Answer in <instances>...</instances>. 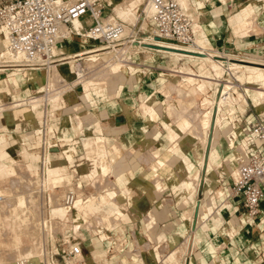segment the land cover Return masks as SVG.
<instances>
[{"label": "crops", "instance_id": "0c3cea01", "mask_svg": "<svg viewBox=\"0 0 264 264\" xmlns=\"http://www.w3.org/2000/svg\"><path fill=\"white\" fill-rule=\"evenodd\" d=\"M259 11L263 18L262 35L251 32L236 36L240 39L247 37L249 44L254 47L263 45L264 49V10L261 6ZM258 18H253L245 7H241L232 16L236 23L233 25V32H247L253 28V22ZM200 21L201 16L198 14L196 26H192L194 36H200L203 41L209 37L211 46L216 49H225L230 39L235 37L228 34L226 27L218 19L215 30L211 33L209 28L212 24L205 25ZM204 30L209 34L204 33ZM260 37L263 40L257 42L256 39ZM178 56L177 59L193 57ZM136 58L138 57L125 64L129 73L135 72L134 77L115 76L110 83L107 79L111 77L76 83L75 85L81 86V92L73 90L74 94L64 98L57 130L61 151L53 153V166L58 174L68 177L70 181L73 173L82 172L78 178H83L86 183L82 190L83 196L76 202L75 209L68 210L62 205L59 208L62 216H57L62 220L65 212H69L64 221H69L72 226L79 225L76 232L82 237L79 242L85 251L83 256L87 264H264V252L261 254L254 249L252 253L244 255L234 249L241 220L240 211L234 203L239 200L215 189L220 183L216 168L225 163L237 164L241 158L239 144L234 145L232 140L227 146L219 141L215 142L213 153L211 148L206 159L209 165L211 156V162L216 166L209 169L214 171L213 174H209L207 167L200 163L203 153L201 146L198 152L199 162L196 163L194 159L197 150L191 140L194 137L189 134L191 121L188 115L180 112L182 104L186 106L189 103L187 94L189 95L190 88L187 87L202 84V81L191 84L187 79L178 78V71L187 66L192 69L190 65H185L184 68L183 65L176 64V61L166 65L164 60L157 63L160 58L156 55L150 58L156 60L153 64L146 63V59L137 62ZM131 64L140 68L134 71ZM178 66L182 68L179 69ZM166 69L172 71L168 81L161 78ZM192 70L206 76L202 65ZM249 80L250 83L246 84L249 87L246 101L253 105L261 104L264 109V103L256 99L257 89L264 88L261 85L264 84L263 79L249 76ZM170 86L172 89L175 86L174 89L181 87L183 91H187L180 94L181 97L185 94L186 103L176 106L171 102L170 93L175 90H171ZM204 86L205 84L199 89L203 91V98L207 97L208 91L203 90ZM12 91L9 88V92ZM60 98L62 99V95ZM171 104L180 111H177L178 115L176 110H171ZM33 106L32 102L15 111H7L5 115L10 122L6 121L5 128L2 127L5 126L4 122L0 120L1 132L12 133L19 128L15 114L20 116L29 113L28 118L24 116L23 119L31 127L30 112L33 111ZM221 115L224 116V113ZM263 117L264 111L258 115L250 113L245 122L249 124L251 120ZM227 130L228 128L223 127L221 133H227ZM232 135L231 132L230 136ZM24 136V133L20 134V137ZM212 145L213 142L211 147ZM7 146L10 147L7 140L0 142V159L5 155L11 159ZM21 153L22 159L26 160L29 153L26 145L22 146ZM56 153L58 154L55 155ZM232 165L231 172L234 171ZM6 167L8 170L10 166ZM69 167L72 168V175L68 174ZM195 174L198 184L187 185ZM212 182H216L214 186ZM80 183L79 180L73 186L81 188ZM7 188L0 189L1 197L9 194ZM89 198L93 201L88 205ZM56 211L54 208V212ZM262 211L264 214V201L260 204L259 222L251 225L256 231L252 237H257L260 243L264 242V216H260ZM198 231L199 237L195 239V232ZM185 235L192 237L191 243L179 255L177 263L175 248L181 239L186 238ZM225 236L228 238L225 239ZM221 240L229 243L226 256L219 251ZM115 246H118L116 250ZM201 252L205 257H198ZM209 252L212 255L206 256ZM236 256H242L243 259L239 260Z\"/></svg>", "mask_w": 264, "mask_h": 264}, {"label": "rangeland", "instance_id": "374dc122", "mask_svg": "<svg viewBox=\"0 0 264 264\" xmlns=\"http://www.w3.org/2000/svg\"><path fill=\"white\" fill-rule=\"evenodd\" d=\"M112 1L115 2L117 0H112ZM191 1L193 3V6H194V13H197L201 16V21H200L201 24H205V25L212 24V27L209 28L210 33L213 30H215L216 19H218L220 21V23L226 27L228 34L235 36V37H232L230 39V42L227 43L228 46L223 50H222V48L216 49V48H214V46H211V43L209 42L210 41L209 37H207L206 40L204 41L205 44H201V47L209 49V50H210V48L211 49L213 48L219 52L229 53V55H230L229 59L225 58L224 56H221V55H216L215 58L216 59L219 58V60H224L225 66H227L228 62H233V63L238 62L237 65L236 64L229 65L231 67L229 70H224L222 72L221 71L219 72L218 70H215L212 67L211 59L206 58L204 55H202L203 53L202 54L200 53V50H198V49L194 50L193 47H191V49L189 48L190 52H188V53L184 50L182 51V50H173V49L170 50V49H168V50H170L169 54H159V55L156 54V56H158L160 58L157 60V63H159L160 60H164V62L167 65V63H170L171 61H176V64H178V65H180V64L181 65H190V66H192L193 69H195L196 66H198V65H202V67H204V69H205L204 74H206L207 77L212 79L213 82L206 84V82L202 81V84L203 85L205 84L203 90H208L206 93L207 97L203 98V96H204L202 94L203 91L199 92V93H198V91L194 92V93L189 92L190 95L189 96L187 95V97L191 101L188 100L189 103L186 106V108H187L186 110H188V109L190 110V108L193 107L194 109L193 108L192 109L194 111L195 108H196V110L198 108V111H197L198 114L195 112L196 110L194 112L191 111L192 114L187 112L188 113L187 115L191 114L190 115L191 120H190L189 116H188V118L191 121V124L197 125V123L199 121L198 124H199L200 128L198 127V125L196 127H198L201 130L202 134L199 132V135L200 134L202 135V136L200 135L202 138L201 141L203 140L204 142H206V145L210 144V146H211V143L213 142L212 153H213V149H214L213 147L215 146L216 141L217 142L219 141V142L223 143L224 146H227L229 144L228 142H231V140H232L233 141L232 143L234 145L239 144V154L243 160L245 158V154H246V150L244 149V146L247 143L248 132H249L248 127L250 126L251 122H253V120H251L249 124H246L245 119L250 113H252V114L255 113L256 115H258L264 111V109L260 106L261 104L253 105V104H250L248 101H246V93H249V90H247V89H249V87L246 85V84L250 83L249 82L250 81L249 76L251 78H254V79H260L261 78L264 81V53H263L264 49H263V45H259V44L257 45L256 44L257 46L254 47L252 44H249L247 41L248 40L247 37L240 39L236 35L237 34L247 35L248 33L252 32V33H256V34L261 36L263 33V26L261 25V23L263 21L262 14H261V17H259L255 22H253V28L248 29V31L244 32V33H242V32L234 33L233 32V25H236V23L232 19V16L241 10L242 4H248V0H232V1H230V0H210V1L191 0ZM228 1H230V2H228ZM227 3L230 4V6H228ZM142 7H143V4H140L138 6H135L133 9L135 15L139 18L141 16L142 17L146 16V13L143 11ZM255 7H256L255 10L259 11L258 8L260 7V4L259 3L256 4V2H255ZM107 11L110 12V8H108ZM112 15H114L113 9H112V13H110L108 15V17L112 16ZM222 16H223V18H222ZM87 22L88 21H86V23ZM125 22H126V26L128 27V29H130V24H132V23L129 21H125ZM137 22L144 30L148 29V27L141 25V23H140L141 20H139ZM135 23H133V24H135ZM204 33H206L207 35L209 34L205 30H204ZM141 38H142V41H139L137 43V46L135 47L137 49H139V48L141 49V50L139 49L141 53L139 54V56H137L138 58H136L137 62L145 61L144 58L147 56L146 55L147 53L144 50L146 49L148 44L151 43L149 41V39L147 42L145 34ZM154 40H158V39H154ZM239 40H241V42ZM256 40H257V42L262 41L263 37H260L259 39H256ZM145 43H147V44H145ZM153 43L154 42H152V44ZM86 45L87 46H93L90 44V42L88 40L84 39L83 37L74 35L70 39L65 38V39L61 40V42L58 43L56 48L57 49L63 48L62 52L67 53V52L73 51L75 49L82 48ZM154 45H156V44L154 43ZM138 46H140V47H138ZM157 46L158 45H156V47ZM1 48H2V45L0 43V52L4 51V49L2 50ZM158 48L164 49V47H159V46H158ZM105 50H108V49L105 48L102 51H105ZM173 51L180 52L183 54L185 53V54L193 55V57L192 58L183 57L181 59H177L179 56L178 55L176 56L175 54H173L174 53ZM172 54H173L172 57L168 56V55H172ZM232 55H234V56H232ZM84 56L85 57H83V59H81L80 61H82V63H84L83 66H85V65L87 66V67L85 66L87 71L90 70V72L88 71L89 73H87V74L91 75V73H93L92 74L93 76H94V74L97 75V76L95 75V77L92 79L105 78L103 76L105 74H101V76H103L102 78H100L101 76L98 75L100 70L103 69L104 57H102V55L91 56V57L89 55H84ZM197 56H199V58ZM249 56L250 57L253 56V57L262 59V62L257 61V62H259L258 64L248 63V62H250V59H248ZM151 57L152 56H150L146 59L147 60L146 63H148V64L155 63L154 61H156V60L150 59ZM234 57H236L237 59ZM131 58H133V57H131ZM85 59H86V61H84ZM240 59H243V61H239ZM1 60H2V63H4V64L7 63V61H8L7 58H5V57H2ZM90 60H92L93 63L95 61L96 62L93 64V63H91L92 61H90ZM88 62H89V64H88ZM90 63L93 64V66L91 65L92 67H94V65H96L95 68H92L90 66L91 69H93V70L89 69L90 67L88 65H90ZM247 64L249 66H257V67H259V68L261 67V68L258 70L259 72L251 74L250 71L245 67V66H247ZM4 66H0V69H1L0 70V102H9L13 99H19V98H20L19 100L24 99L27 101V100H30L31 98H34V97L37 98L38 96H40L46 92L45 88H44L45 87L44 81L36 80L35 78L30 77L29 76V70L22 71L24 77L22 76L21 79L18 81V88H17V86H15V84L12 83V81H11V77H13L15 72H16L14 70V68H16L17 66H11V67H4ZM46 66H40V67L42 68V67H46ZM64 66H68V64H65ZM117 66H120L122 68L126 78L134 77L136 75V74H134L135 72L129 73L126 69V66L122 65L121 63L118 64ZM131 66L134 68V71H136V68L137 69L140 68V67H136V65H132V64H131ZM40 67H38V68H40ZM171 67H172V65H171ZM97 68L99 69L98 71H97ZM36 71L39 72L40 69H36ZM140 71H142V69ZM193 71L198 73V71H196V70H193ZM214 71H216V72H214ZM225 72H227L231 77H224ZM171 73H172V71L170 69H166V70H164V74L161 75V78H164V79H166V81H168V79L171 77ZM92 75H91V77H92ZM59 78H60V82H59V79H55L54 83H56V84H54L53 86H54V89L56 91H57V87H58V90H60L63 87L64 88L67 87L62 92V99L58 96V97H55L53 99V102L50 103L47 101L48 97L44 98L43 100H42L41 96H40V98H37V100H39V99L40 100L38 102H33L34 103L33 111L30 112L31 113V121H32L31 127H29L27 125V120L23 119L24 116H26V118H28L29 113H26L25 115L21 114L20 116L19 115L17 116L15 113L12 112L16 116L15 121L16 122L18 121L20 124L19 128L16 129V131L12 132V133L1 132L2 130H0V142H2L4 140H7L8 142H10V147H8L9 146L8 145L6 147V149L10 153V156H11V159H8L7 155H5L6 157H3L2 159H0V189H4L6 187L12 186V185L10 186L9 181L11 182L10 179L13 180L16 178L17 173L15 170H17V169L18 170L32 171L35 178H36V176H37V178L39 177V174L41 173V167H42L41 161L39 160V155H41L40 145H41L42 141H41V136L39 135V133H37L38 131H36V129H39L43 125V119H44V115H45V111H46L45 108H47V112L49 114H51V117H50L51 119H50V122L48 121L49 123H48L47 129L49 132H50V130L56 131V130H58V127H59V118L61 115V110L63 108L64 98L69 94L70 95L74 94V92H72L73 90H76V91L79 90L80 92L82 90L80 85H78L79 88L77 85H74V86L69 85L71 82H74L73 81V80H75L74 76H65L64 74H62V77H59ZM112 78L113 77H111V79H107V82L110 83ZM22 79H24V80H22ZM92 79L90 78V80H92ZM214 79H215V81H214ZM21 80H22V82H21ZM56 80L58 82H56ZM63 81H64V83H63ZM192 81L194 82V80H189L188 82H192ZM65 82L67 85L65 84ZM215 82H217V83H215ZM61 84H65V85L61 86ZM231 84L233 85V87L230 88ZM261 85L263 86L264 84L261 83ZM7 87H9L11 89V91L13 90L11 92L12 96L14 95L13 97H11V96L4 97L5 95H4V92L2 90H4ZM14 87L17 89L14 90L15 89ZM48 87L50 89L52 88V86L51 87L48 86ZM108 87L111 88L110 86H108ZM224 90L228 91V94L230 95V97H233V98L237 97V98H235V102L233 104H231L229 102H224L221 105V108L219 110L220 121H217L215 123L214 118H215V115L217 114V111H218L217 102H218V99L220 98L219 94L221 91H224ZM22 92H24V93L22 94ZM257 92L258 93H257L256 99L261 101L262 103H264V88L260 87L259 89H257ZM183 97L178 95L177 92H172L170 100H171V102L174 103V105L178 106L181 103H186L185 94H183ZM192 97H194L195 99ZM56 101H57V103H56ZM195 102L198 106L195 104ZM211 103H213L212 104L213 106L209 105ZM192 104L196 105L197 107L193 106ZM21 107H22V105L21 106L18 105L17 108H21ZM249 107H251V108H249ZM193 113H194V115H193ZM223 113H224V116L221 115ZM5 114H7V111L4 114H1V119L4 122V124L6 123V121L8 123L10 122L7 119L8 116ZM195 115H196V118L198 119V120H196L197 122L194 121ZM208 118L210 120H208ZM18 119H22V120H18ZM262 119L264 120V117ZM209 122H210V124H209ZM246 125H248V126L246 127ZM6 127L7 126L5 124V128ZM223 127L228 128L227 133H221ZM13 128H14V126L12 127V129ZM209 129H210V131L208 132L207 130H209ZM235 130L236 131L238 130V131L235 132ZM229 132L230 133L232 132L233 135L230 136ZM23 133L25 134V136L20 137V134H23ZM55 135L58 137L57 132L55 133ZM191 140H192L193 145L196 146L197 151H196V155L194 156V159H196V163H198L199 162L198 152H199V148H200V146H198V143H199L198 141H200V140H196L194 138H192ZM23 145H26V148L29 151L26 160L22 159V153L21 152H22V146ZM59 151H61V150L59 149L58 152ZM57 154L58 153H56L55 155H57ZM52 155H53V153L51 154L50 160H49L50 164H49V174H48L50 177V181H49L48 186L51 189L49 188L47 191H42L41 192L42 197H39V200L41 201L40 209L42 211L41 214H42L43 218H49L48 213H49L50 206L48 205L49 203H46V201H45L46 193H48V192H50V194L52 193L51 195L54 196L53 198L57 197L59 202L61 203V199H62L66 189L69 187H74L73 185H75V183L79 180L81 181L80 185H82V186H81V188L76 189V192H78L79 198L82 197L83 196L82 190H84L85 183H86L85 180L84 181L82 180L83 178H78L82 172L79 173L76 171V173H73V175L71 174L72 173L71 167H69V172H68L69 175L70 174L72 175L71 181L69 180L68 177H65L64 175L58 174L57 171H55V167L53 166ZM194 161L195 160H193V162ZM209 161H210V164L209 165L206 164V165H204V167L206 166L207 170L213 169L212 167L216 168L215 164H213L211 162V156L209 158ZM6 165H9L13 169V172H9L7 170ZM231 165L232 164L228 165V163H225V164H221L220 167L216 168V172L218 174L216 176H218L220 183L217 185V187L215 189L216 190H222L225 194H227L228 186L232 182L233 177L235 176V170L231 172V169H230ZM236 165L237 164H234V165H232V167L236 168ZM15 167H17V168L14 169ZM194 170H195V167L193 166L192 171H194ZM209 171H210L209 174L214 173L213 170H209ZM75 178H78V179H75ZM60 181L62 184L60 183ZM12 182H11V184H12ZM215 183L216 182H212V186H214ZM64 184H66V185H64ZM186 184L189 185V183H186ZM23 185H24L23 187H22V184H20V186H17L15 189V193L16 192L18 193L19 189L21 192L22 188H23L22 190H24V191L28 188V186L26 188L25 184H23ZM57 185H59V186H57ZM221 185H222V187H220ZM12 188H11V193L14 190ZM1 193L2 192L0 191V194ZM58 200H57V202H58ZM89 201H90L89 203L87 202L88 205L91 204V202L93 200H91L89 198ZM59 202H58L57 206L60 205ZM3 203L1 204V207L3 210L2 212H4L3 205L5 204V203L4 204ZM234 206H236L237 209L240 211L239 215L241 217L240 218L241 219L240 225H239L240 229L237 232L238 238L234 241L236 243V245L234 246V249L239 251V253L244 254V255H246L247 252L252 253V251L254 249H257L262 254L264 252V249H263L264 248V242L262 241L260 243V240L256 239L257 237H252L253 233H255L256 231H255V229L251 228V225H253L256 222H259L260 217H258L257 219H248L247 220L246 216L244 215V212L242 210L241 204L239 202H237V203H234ZM4 213H5V215L2 213L3 225L0 227V239L5 235H12L13 238L14 237L20 238V240H21L20 245L21 246H24L25 244L29 245L30 243H32V237L29 238L28 237L29 235H27L26 233L24 234V229H22L23 227L19 228V227H21L22 224L20 225L19 223H16L11 218L9 219V217L6 216L7 213L6 212H4ZM65 213L67 214L69 212H65ZM53 214H55V212ZM66 214L64 215L65 216L64 219H66V217L68 216ZM262 215L264 216L263 211L261 212L260 216H262ZM64 219L60 220V219L56 218L57 223L59 221H61V223L59 222L58 224L56 222L55 223L53 222L54 226H53V230H52V236H54L56 233H57L56 237L57 236L59 237V234L71 233L70 222L64 221ZM64 223H66V224H64ZM16 224H18L19 227L18 226L17 227L19 229H16L17 228V227H15ZM60 224H62V225L60 226ZM59 226L62 229L59 228ZM36 231H37V233L36 232L34 233V236L35 235L37 236V237H35V239L39 240V242H40V239L42 238V229L41 230L37 229ZM195 233H196L195 239H197L199 237V235H198L199 231L195 232ZM215 234H216V232L214 234H212L211 236H213ZM76 235H78V237H77L78 240L82 239V237L77 232H76ZM191 238L192 237L190 235L187 236V239L184 237L183 239L180 240L179 244L175 248L176 249L175 253H176V258H177L176 262L177 263H178L179 255L184 253L185 249L190 246ZM227 238H228V236H225V239H227ZM195 239H193V242L195 241ZM262 240H263V238H262ZM258 243H259V246H256V244H258ZM221 244L223 247L222 246L220 247ZM228 244H229L228 242H225L222 240L220 241V244H219V248H220L219 251H222V253L225 256L228 255V252H227ZM81 248H82V246H81ZM117 248H118V246H115L114 250H116ZM178 249H180L181 251ZM113 252H111V253H113ZM82 253L84 255V253H85L84 249H82ZM202 254H203V252L198 253V257H200V258L202 256L205 257V255H202ZM210 255H212V253H210V252L206 254V256H210ZM236 257L239 260L243 259L242 256H236ZM37 258H39V257L32 258V260L28 261V263L29 264H37L38 263ZM6 260H8V261H6ZM6 260H5L6 264H15L16 263L15 258H12L11 260L9 258Z\"/></svg>", "mask_w": 264, "mask_h": 264}, {"label": "built area", "instance_id": "2783aa9c", "mask_svg": "<svg viewBox=\"0 0 264 264\" xmlns=\"http://www.w3.org/2000/svg\"><path fill=\"white\" fill-rule=\"evenodd\" d=\"M256 1L264 10V0ZM149 2L151 12L141 17L148 24V29L144 30L136 22L130 24V31L125 33L124 20L106 19L112 13V0H0V34L6 40L5 47L12 54L20 56L21 63L26 67L33 68L51 63L55 59L58 43L74 35L129 60L141 53L133 48L135 41L139 42L144 34L151 42L145 49L147 56L144 59L168 53L152 44L156 38L179 47L195 45L191 17L177 0ZM108 8L110 12L107 11ZM74 20L80 22L78 28L75 27ZM224 77L231 76L225 72ZM45 109L43 125L39 128L43 137L51 119V114ZM248 131L244 146L245 158L237 163L235 176L226 194L239 200L247 220L259 216L260 204L264 201V120L253 121ZM56 132L57 130H50V142L43 138L40 145L42 157L46 152L55 153L60 149L61 140L55 135ZM76 198V188L69 187L61 203L68 210H73ZM78 227L79 225H71V233L56 237L57 233L52 236V232L43 223L42 252L37 264H87L76 235Z\"/></svg>", "mask_w": 264, "mask_h": 264}, {"label": "bare ground", "instance_id": "6f19581e", "mask_svg": "<svg viewBox=\"0 0 264 264\" xmlns=\"http://www.w3.org/2000/svg\"><path fill=\"white\" fill-rule=\"evenodd\" d=\"M177 2L190 15L191 20H192V26L193 25L196 26V21H198V14L194 13V6H193L192 1L191 0H177ZM255 2L257 4V1H255V0H248V4L241 5V7H245L246 10H247V13H249V15H251L253 18L261 17V11H256L255 10V8H256L255 7ZM112 3H113L112 4V6H113L112 9L114 11V15L109 16L106 19L120 18L122 20L129 21L132 24L137 22V21H139V20H141V22H140L141 25L148 27V24L146 23V21L142 20V18H141L142 16L140 18L137 17L135 15L133 9H134L135 6L143 4V7H142L143 11L146 14H149L151 12V6H150L149 0H117L115 2L112 1ZM73 23H74L76 28H78L79 25H80V22L78 20H74ZM127 30L130 31V29H128V27L125 26V33H128ZM64 34H66V32H64ZM140 39H141L140 41H142V38H140ZM148 39L149 38L146 36L147 42H148ZM153 42L156 45H158L159 47H164V49H160L157 46V48L159 50L164 51V52H168V53H170L171 49H173V50H182V51L184 50L187 53L190 52L189 48L191 49V47H179V46H177V45H175L173 43H165V42H162L160 40H154L153 39ZM0 43L2 45L1 49L2 50L4 49V51L0 52V66H4V65L5 66H17L16 68H14V70L16 71L14 76L11 77L12 83H14L15 86H17V88H18V81L21 79L22 76L24 77L22 71H24V69L25 70H29V76L30 77H33L36 80L44 81V85H45L44 88L46 89V92L43 93L40 96H41L42 100L44 98L48 97L47 101L50 102V103L53 102V99L55 97H58V96L61 97L62 92L65 90V88H67V87H65V88L63 87L64 89L61 88L60 90H58V87H57V91L54 89L53 85L56 84V83H54L55 79H59V82H60V78L59 77H62V74H64L65 76H74V78H75V80H73L74 82H71L70 84L68 83L69 85H72V86H74L76 83H85V82L89 81L90 78L92 79V78L95 77L96 74H94V76H93L92 75L93 73H91L92 77H91V75L87 74V73L90 72V70H88L89 71L88 72L87 69H86L87 66L86 65H85L86 67L83 66L84 63H82V61H80L81 59H83V57H85L84 55H89L90 57L91 56L102 55V57H104L103 69H101L102 71L100 70L99 74L98 73L97 74L100 75V76H101V74H105V75H103L105 78L115 77V76L124 77V72H123L122 68L120 66H117V65L120 64V63L122 65H125L126 63L130 62L129 58H127V57L125 59H122L123 55H121V54H120L121 56L119 57V56H117L116 54H114L113 52H111L109 50L102 51L103 49H105V47H99L98 45H93V46H87L86 45V46H84L82 48L75 49V50L67 52V53H63L62 52L63 48H59V49L55 48V59L51 63H49L46 67H42V68L41 67L40 68L26 67L25 64L21 63L22 60H21L20 56L12 54L5 47L6 40L4 39V37L1 34H0ZM137 43L138 42L135 41V44H134L135 47L137 46ZM194 43H195V45L193 46L194 50L195 49L200 50V53L201 54L203 53L202 55H204L208 59H211L212 67L215 70H218L219 72L220 71L222 72L224 70H229L231 68L229 65H234V64L237 65V63H238V62H236V63L235 62L234 63L233 62H228L227 66H225L224 65L225 61L224 60H219V58L216 59L215 57H216V55H221V56H224L225 58L229 59V56H230L229 53L219 52V51H217L216 49H213V48L212 49L210 48V50H209V49L201 47V44H205V43H204L203 39L200 36H198V35L194 36ZM145 44H147V43H145ZM135 47L133 49L136 50L137 48H135ZM138 47H140V46H138ZM139 49H137V50H139ZM168 49H170V50H168ZM140 50H139V52H140ZM173 52L178 54V55H181V56H188L189 55V54H185V53L183 54V53L176 52V51H173ZM171 56H173V54ZM199 56H198V58H199ZM232 56H234V55H232ZM2 57L7 58V60H8L7 63H5V64L2 63V60H1ZM234 58H236V57H234ZM248 59H250V62H248V63H251V64H258L259 62H257V61H261L262 62V59H259V58L253 57V56H251V57L249 56ZM84 61H86V59ZM90 61H92V60H90ZM239 61H243V59H240ZM91 63H93V61ZM91 63H90V65H88L89 64V62H88L87 65L89 67L91 65L93 66L94 63L93 64H91ZM65 64H68V66H64ZM95 66L96 65H94V67H92V68H95ZM184 66L185 65H183V67ZM91 67L89 69H91ZM245 67L250 71L251 74L259 72L258 70L261 68V67L259 68L257 66H249L248 64ZM178 68H179V66H178ZM180 68H182V67H180ZM36 69H40V71L37 72ZM185 69H188V70H185ZM185 69H183V70L181 69L180 71H178L179 72V74L177 75L178 78L187 79V80H194L195 83L196 82L198 83L199 81H204V82H206V84L213 82L212 79H210L209 77L204 76V75H200L197 72L193 71L192 70L193 68L190 69V67L188 68V66H187V68H185ZM91 70H93V69H91ZM98 70L99 69L97 68V71ZM214 72H216V71H214ZM103 76H101L100 78H102ZM22 80H24V79H22ZM22 80H21V82H22ZM64 81H63V83H64ZM214 81H215V79H214ZM56 82H58V81L56 80ZM194 82H193V84H194ZM176 83H173V84L176 85ZM215 83H217V82H215ZM65 84H66V82H65ZM65 84H61V86L65 85ZM48 86H50V87L52 86V88L50 89ZM174 87H173V89H174ZM201 87H203V84L192 85V87L190 86V87H187V88H190L189 89L190 91H188V92L194 93V92L198 91V93H199V91H200L199 89ZM17 88H15L14 90H16ZM176 88L174 89L175 91H172V92H177V91L179 92V89L182 90L181 87L180 88L178 87L179 89L178 88L176 89ZM183 88H184V86H183ZM170 89L173 90L171 88V86H170ZM170 89H169V91H170ZM181 90H180L179 93L177 92V94L180 95L181 92H187V91H183L184 89L182 91ZM186 90H188V89H186ZM2 91L4 92V95H5L4 97H7V96L13 97L14 96V95L12 96V94L9 92V88L8 87L5 88ZM23 93L24 92H22V94ZM170 94H172V93H170ZM183 94H182V96H183ZM219 95H220V98L218 99V102H217L218 111H217V114L215 115V118H214V122L215 123L220 120L219 110L221 108V105L224 102H229V103L233 104L235 102V98H237V97H235V98L230 97V95L228 94V91H225V90L221 91ZM40 96H38L37 98H40ZM194 97H192V98H194ZM37 98L36 97L31 98L30 100H27L28 102L26 100H24V99L19 100L20 98L19 99H13V100H11L9 102H0V120H1V114H4L5 111H10V110H13V109L15 111L16 108L18 107V105H20V106L21 105H25V104L30 105V103L37 102V101L40 100V99L37 100ZM195 104H196V102H195ZM212 104L213 103H211L209 105H212ZM196 105H193V106L197 107L198 105L197 106ZM172 106L173 105L171 104V110L174 109V107H172ZM182 106H183V108L185 110L187 109L186 108L187 105L184 106L182 104ZM183 108L181 110L182 112H180L179 110H176V109H174L173 112L176 110V112L179 111L181 114L185 113L184 115H187L188 113H191V111H193V109H194L192 107L193 109L190 108V110L188 109L186 112H183V110H184ZM195 110H196V108H195ZM197 111H198V108L195 111L198 114ZM173 112H172V114H173ZM176 114L178 115V112ZM191 114L188 115L190 120H191V117H190ZM173 115H175V114H173ZM193 115H194V113H193ZM194 119H195L194 121L197 122L196 120H198V119L196 118V115L194 116ZM174 120H175V117H174ZM208 120H210V119L208 118ZM198 123H199V121H198ZM198 123H197V125L200 128ZM209 124H210V122H209ZM190 125H191L190 129L188 128L189 129V134H191V136L194 137L195 139L200 140V141H198L199 142L198 146H201L203 148V153H202V156H201V159H200V163L202 165H205V164H207L206 163V159H207V156L209 155L210 150H211L212 147L210 146V144L206 145V142H204L203 140L201 141V139H202L201 138V136H202L201 134L202 133H201V130L198 127H196L197 125L196 124H190ZM2 127H5V126H2ZM188 129L186 131H188ZM36 131H38L37 133H39V135L41 136V141L45 137V141L50 142V137H49L50 132L48 131V129L45 132V136L44 137L42 136V134H40V129H36ZM207 131L209 132L210 129L207 130ZM199 132L201 133L200 134L201 136L199 135ZM51 154L52 153L46 152L43 157L41 155H39V160L42 162V167H41V173L39 174L38 178H37V176L35 178L33 173H31L28 170H18V169H17L18 171L15 170L16 173H17V176L13 180L10 179L11 182L13 181L12 184L9 181L10 186L12 185L11 187L7 188L8 191H9V194H6L4 197L0 196V227L3 225V215H2V213L5 215L4 212H6L7 213L6 216H8L9 219L11 218L12 220H14L16 223H19L20 225L22 224L21 227H19L18 224H16L15 227H17V226L19 228L23 227L22 229H24V234L26 233L27 235H29L28 236L29 238L32 237V243H30L29 245L25 244L26 246L23 244L24 246H21L20 245L21 244L20 238H18V237H14L13 238L12 235L3 236L0 239V264H6V261H8L6 259H9V258H10V260L12 258H15L16 259V263H18V264H29L28 261L32 260V258H35V257H39V258H37V260L40 259L41 258V252H42L41 248H40L41 247V239H40V242H39V240L35 239V237H37V236L36 235L34 236V233L35 232L37 233V231H36L37 229H40V230L42 229L43 223H45V225L47 226V229L52 232L54 223L55 222L57 223L56 218L61 220V218H59L58 216H62V212L59 211V208H61V206L63 204L59 202L57 197H55L56 199L53 198L54 196L51 195L52 193L50 194V192H48L45 195V201H46V203H49L48 205L50 206L49 213H48L49 214V218L44 219L42 214H41L42 211L40 209L41 201L39 200V197H42V193L41 192L42 191H47L50 188L48 186L49 181H50V177H49L48 174H49V164H50L49 160H50ZM241 160H242V157L238 159V162H240ZM16 168L17 167H15L14 169H16ZM234 170H235V173H236V168H234ZM8 171L9 172H13V169L11 167H8ZM61 181H60V183H61ZM20 184H22V187L24 186L23 184H25L26 188H27V186H28V188L25 191L22 190L23 189L22 188L21 192H20V189H19L18 193L17 192L15 193L16 187L20 186ZM189 184L193 185V186H196L198 184L197 174H195L193 176V178H192V180H190ZM64 185H66V184H64ZM57 186H59V185H57ZM76 187H78V185H76L75 188ZM11 188L14 189L13 190L14 192L12 191V193H11ZM71 188H74V187H71ZM57 200H58V202L60 204L59 206H57V204H58ZM80 200H81V198L78 197V192H77V198H76V201L74 203V209H75L76 202L78 203ZM2 203L4 204L3 205L4 212H2L3 211L2 207H1ZM54 208L57 209L55 214H53L54 213ZM56 215H58V216H56ZM59 222L61 223V221H59ZM64 224H66V223H64ZM61 225L62 224H60V226ZM60 226H59V228H61ZM18 227L16 229H19ZM185 236L187 238L188 235H185ZM178 250H180V249H178Z\"/></svg>", "mask_w": 264, "mask_h": 264}]
</instances>
